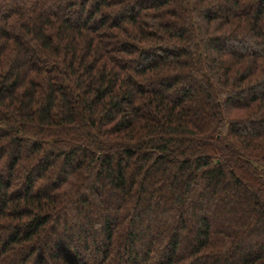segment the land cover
Wrapping results in <instances>:
<instances>
[{
  "label": "trees",
  "instance_id": "obj_1",
  "mask_svg": "<svg viewBox=\"0 0 264 264\" xmlns=\"http://www.w3.org/2000/svg\"><path fill=\"white\" fill-rule=\"evenodd\" d=\"M0 264H264V0H0Z\"/></svg>",
  "mask_w": 264,
  "mask_h": 264
},
{
  "label": "rangeland",
  "instance_id": "obj_2",
  "mask_svg": "<svg viewBox=\"0 0 264 264\" xmlns=\"http://www.w3.org/2000/svg\"><path fill=\"white\" fill-rule=\"evenodd\" d=\"M237 46V45H236Z\"/></svg>",
  "mask_w": 264,
  "mask_h": 264
}]
</instances>
